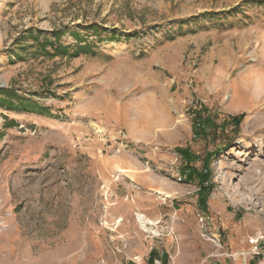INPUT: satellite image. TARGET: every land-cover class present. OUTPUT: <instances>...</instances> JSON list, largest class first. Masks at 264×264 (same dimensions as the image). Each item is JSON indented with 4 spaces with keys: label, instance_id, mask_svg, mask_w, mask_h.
Masks as SVG:
<instances>
[{
    "label": "rangeland",
    "instance_id": "1",
    "mask_svg": "<svg viewBox=\"0 0 264 264\" xmlns=\"http://www.w3.org/2000/svg\"><path fill=\"white\" fill-rule=\"evenodd\" d=\"M0 90V264L264 262V0H0Z\"/></svg>",
    "mask_w": 264,
    "mask_h": 264
},
{
    "label": "trees",
    "instance_id": "2",
    "mask_svg": "<svg viewBox=\"0 0 264 264\" xmlns=\"http://www.w3.org/2000/svg\"><path fill=\"white\" fill-rule=\"evenodd\" d=\"M92 27H97V25L94 24ZM115 37L116 36H113L112 39H115ZM115 41H119V40H115ZM50 43L53 44V47L59 53L65 54V53L69 52L70 46L63 45V43L59 40V37H56L55 42H50ZM87 51H90V48L88 46H78V48L75 50L76 54H74V55H78L81 52H87ZM90 52L94 53L92 51H90ZM0 94L6 98V101L11 102V105H13L14 99L21 101V99L19 98V95L14 90L13 91L0 90ZM17 107H19V106H17ZM244 116H245V114H242L239 117L238 121L240 122V119H242Z\"/></svg>",
    "mask_w": 264,
    "mask_h": 264
},
{
    "label": "bare ground",
    "instance_id": "3",
    "mask_svg": "<svg viewBox=\"0 0 264 264\" xmlns=\"http://www.w3.org/2000/svg\"><path fill=\"white\" fill-rule=\"evenodd\" d=\"M258 89L260 88V85L257 86ZM236 97L243 101H251V97L248 94L247 90H242V88H235ZM238 95V96H237ZM136 219L138 223L140 224L141 228L144 229L146 232H153L150 225L154 224V221L150 219L146 214L142 212H138L136 214Z\"/></svg>",
    "mask_w": 264,
    "mask_h": 264
},
{
    "label": "built area",
    "instance_id": "4",
    "mask_svg": "<svg viewBox=\"0 0 264 264\" xmlns=\"http://www.w3.org/2000/svg\"><path fill=\"white\" fill-rule=\"evenodd\" d=\"M260 264H264V262H261Z\"/></svg>",
    "mask_w": 264,
    "mask_h": 264
},
{
    "label": "crops",
    "instance_id": "5",
    "mask_svg": "<svg viewBox=\"0 0 264 264\" xmlns=\"http://www.w3.org/2000/svg\"><path fill=\"white\" fill-rule=\"evenodd\" d=\"M137 258L139 259V258H140V256H137Z\"/></svg>",
    "mask_w": 264,
    "mask_h": 264
}]
</instances>
